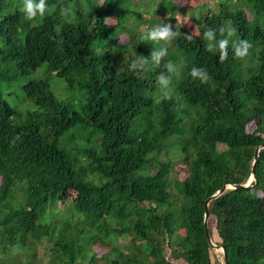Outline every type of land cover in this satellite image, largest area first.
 Returning a JSON list of instances; mask_svg holds the SVG:
<instances>
[{
    "label": "trees",
    "instance_id": "obj_1",
    "mask_svg": "<svg viewBox=\"0 0 264 264\" xmlns=\"http://www.w3.org/2000/svg\"><path fill=\"white\" fill-rule=\"evenodd\" d=\"M136 1L47 0L45 18L27 21L22 0H0V83L47 64L87 94L76 111L49 78L29 80L21 109L0 90V264H221L205 232L206 202L247 185L264 144V0H153L149 19ZM169 22L180 37L160 68L137 78L131 60L159 47L142 30ZM228 23L230 39L253 47L241 60L230 44L220 63L203 33ZM168 60L184 65L174 81L187 104L179 112L156 83ZM194 66L211 84L191 77ZM255 177L208 205L213 243L229 264H264V149Z\"/></svg>",
    "mask_w": 264,
    "mask_h": 264
},
{
    "label": "clouds",
    "instance_id": "obj_2",
    "mask_svg": "<svg viewBox=\"0 0 264 264\" xmlns=\"http://www.w3.org/2000/svg\"><path fill=\"white\" fill-rule=\"evenodd\" d=\"M49 7L47 0H22L20 11L24 14V18L27 21H37L38 18L40 20L45 18ZM142 32L141 39L150 41L154 45H159V47H154L150 56L141 54L131 60L129 70L141 80L147 78V73L152 70L151 66L153 64L156 68L161 67L162 62L169 55V48L181 35V32L176 27L174 30V26L170 22L156 24L147 31L142 30ZM217 32L219 33V39ZM235 35L236 29L230 23L220 26L218 29L207 27L203 33V39L206 42L205 50L209 53L218 54L219 62L224 63L228 59L229 46L231 44L234 58L243 60L250 55L253 45L247 39H230ZM184 36L187 40H192L190 34L184 33ZM183 67L182 62L178 64L168 60L163 63V68L167 74L162 71L156 79L161 97L167 100H174L178 112L187 107L182 96L176 93L174 83V81L180 80ZM190 75L194 80H199L201 84H211L212 82L210 73L202 67H192Z\"/></svg>",
    "mask_w": 264,
    "mask_h": 264
},
{
    "label": "rangeland",
    "instance_id": "obj_3",
    "mask_svg": "<svg viewBox=\"0 0 264 264\" xmlns=\"http://www.w3.org/2000/svg\"><path fill=\"white\" fill-rule=\"evenodd\" d=\"M153 0H137L134 3V8H139L141 11H143V18L149 19L150 15L148 13H145L147 11H150L152 7H154V3H152ZM179 4H183L185 7H189L192 5H197L205 3L207 0H199L198 2L190 3L186 0H175ZM182 2V3H181ZM213 4L214 1L208 2V4ZM140 4V7H139ZM207 4V5H208ZM75 3L72 1L70 2V5L68 6L69 9L73 8ZM195 13V12H193ZM197 13V12H196ZM158 20L161 19L160 16H157ZM190 18L180 17L179 23H181L183 26L187 27L188 29L191 28V30L195 29V25L189 20ZM126 40V37L123 38V42ZM49 78L51 81V88L55 96L65 102L72 110L81 111L84 103L86 102L87 94L85 91H80L78 89H72L67 86L66 82L60 78L55 77L54 74L50 73L47 67V64L32 73L30 76L20 79L18 81L9 82V83H0V90L3 93L4 98L11 104V106H18L27 108V105L24 101L27 100L26 96L22 93V85L28 82L29 80H41ZM22 109V108H21ZM24 110V109H23ZM250 130L253 129V127H249ZM174 157L176 159L177 163V172L179 173V178L183 180L186 175L184 172H182L183 164L179 160L178 156L174 153ZM43 221V220H42ZM129 243V238H123L119 239L118 244L125 247ZM214 253L216 254V260L219 261L221 264L224 261V254L222 249H215L213 248Z\"/></svg>",
    "mask_w": 264,
    "mask_h": 264
},
{
    "label": "water",
    "instance_id": "obj_4",
    "mask_svg": "<svg viewBox=\"0 0 264 264\" xmlns=\"http://www.w3.org/2000/svg\"><path fill=\"white\" fill-rule=\"evenodd\" d=\"M261 149H264V144L260 145L258 147V150L256 152V155H255V159H254V163H253V169H252V176L248 182L247 185L243 186V185H230L229 187L226 186L225 188H223L222 190H220L216 195H214L212 198H210L209 200H207L206 202V214H205V221H204V224H205V232H206V236H207V239L210 243V245L212 246V248H215V249H222L223 251V254H224V258H225V263L226 264H229L228 262V257H227V253H226V250L223 246H218V245H215L213 243V240H212V237H211V234H210V230H209V227H208V220L210 218V213H209V209H208V205L209 203L216 199L217 197H219L221 194H223L225 192V190L227 188H234V189H237V188H248L250 187L252 181L256 180V177H255V173H256V166H257V162H258V159H259V152Z\"/></svg>",
    "mask_w": 264,
    "mask_h": 264
},
{
    "label": "bare ground",
    "instance_id": "obj_5",
    "mask_svg": "<svg viewBox=\"0 0 264 264\" xmlns=\"http://www.w3.org/2000/svg\"><path fill=\"white\" fill-rule=\"evenodd\" d=\"M216 245V244H215Z\"/></svg>",
    "mask_w": 264,
    "mask_h": 264
}]
</instances>
